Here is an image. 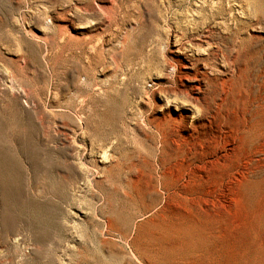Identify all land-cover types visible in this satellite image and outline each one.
I'll use <instances>...</instances> for the list:
<instances>
[{"label":"rangeland","instance_id":"rangeland-1","mask_svg":"<svg viewBox=\"0 0 264 264\" xmlns=\"http://www.w3.org/2000/svg\"><path fill=\"white\" fill-rule=\"evenodd\" d=\"M0 264H264V0H0Z\"/></svg>","mask_w":264,"mask_h":264},{"label":"bare ground","instance_id":"bare-ground-1","mask_svg":"<svg viewBox=\"0 0 264 264\" xmlns=\"http://www.w3.org/2000/svg\"><path fill=\"white\" fill-rule=\"evenodd\" d=\"M185 65V64H184ZM199 75H201V77L199 78ZM206 75L205 71H197L196 73H194V75L191 77L190 80V87L193 91H195V96L197 98H199L200 94H202V88L204 86V84L202 83L201 78L204 77ZM191 76V75H190ZM189 77V76H188ZM190 79V78H189ZM223 84V83H222ZM187 92V91H186ZM202 96V95H201Z\"/></svg>","mask_w":264,"mask_h":264}]
</instances>
